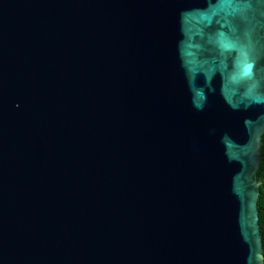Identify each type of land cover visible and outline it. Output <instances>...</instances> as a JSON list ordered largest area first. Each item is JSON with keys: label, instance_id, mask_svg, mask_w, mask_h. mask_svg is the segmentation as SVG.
<instances>
[{"label": "water", "instance_id": "1", "mask_svg": "<svg viewBox=\"0 0 264 264\" xmlns=\"http://www.w3.org/2000/svg\"><path fill=\"white\" fill-rule=\"evenodd\" d=\"M217 3L0 0V264L264 260V103L222 94Z\"/></svg>", "mask_w": 264, "mask_h": 264}, {"label": "clouds", "instance_id": "2", "mask_svg": "<svg viewBox=\"0 0 264 264\" xmlns=\"http://www.w3.org/2000/svg\"><path fill=\"white\" fill-rule=\"evenodd\" d=\"M264 4V0H256ZM256 11L252 3H234L232 0H218L212 8V15H222L224 25L214 35L209 36L208 43L218 50L222 73L221 91L233 107L239 103H264V65L258 67L259 59L264 56V41L253 37L252 29L238 27L249 20ZM227 27V31L223 28ZM231 58L230 67L228 58ZM190 91L197 98L196 107H202L205 100L202 88L190 83ZM209 91H214L209 87ZM233 98L237 103H232ZM264 264V260H257Z\"/></svg>", "mask_w": 264, "mask_h": 264}, {"label": "trees", "instance_id": "3", "mask_svg": "<svg viewBox=\"0 0 264 264\" xmlns=\"http://www.w3.org/2000/svg\"><path fill=\"white\" fill-rule=\"evenodd\" d=\"M263 146L261 148V154L264 159V136L262 139ZM256 178L261 182L260 195L258 199V212H259V224L262 236V243L264 249V161L260 164Z\"/></svg>", "mask_w": 264, "mask_h": 264}]
</instances>
